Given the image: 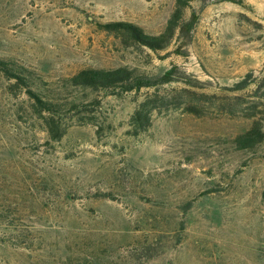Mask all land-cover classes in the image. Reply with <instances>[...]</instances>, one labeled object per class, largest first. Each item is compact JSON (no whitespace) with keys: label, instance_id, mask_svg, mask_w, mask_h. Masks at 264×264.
<instances>
[{"label":"rangeland","instance_id":"rangeland-1","mask_svg":"<svg viewBox=\"0 0 264 264\" xmlns=\"http://www.w3.org/2000/svg\"><path fill=\"white\" fill-rule=\"evenodd\" d=\"M174 4L0 0V58L86 104L62 115L53 140L0 73V264H264V144H231L264 118V0L192 2V29L159 53L100 26L157 35ZM121 66L172 80L63 91L80 70ZM144 100L165 104L137 131Z\"/></svg>","mask_w":264,"mask_h":264},{"label":"trees","instance_id":"trees-1","mask_svg":"<svg viewBox=\"0 0 264 264\" xmlns=\"http://www.w3.org/2000/svg\"><path fill=\"white\" fill-rule=\"evenodd\" d=\"M194 1L197 0H175L164 29L157 35H148L141 27L130 23L114 22L100 26L104 31L118 35L125 45L159 53L166 51L176 36H183L190 32L194 24V17L192 15L189 20H186L185 14ZM0 73L5 80L12 82L10 87L20 89L26 94L38 114H43L47 132L53 140L61 138L62 132L58 123L62 115L67 110L71 113L78 110L79 106L86 105L77 101H67L61 96V93L54 96L50 90L37 85L36 77L30 71L12 61L0 58ZM169 74L153 80L144 76L137 68L126 66L110 69L87 68L78 71L71 77L62 79V87L63 91L80 89L93 93L109 91L120 94L148 88L154 82L168 83L172 80ZM41 85H43L42 81ZM58 91L61 92V89ZM163 104H165L164 101H141L131 116V123L135 129L145 131L150 126L153 112ZM69 105L71 107L67 108ZM251 118L250 126L231 141L236 151L253 150L264 144V118L256 115H252Z\"/></svg>","mask_w":264,"mask_h":264}]
</instances>
